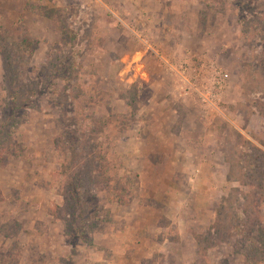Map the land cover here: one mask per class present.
Wrapping results in <instances>:
<instances>
[{
  "label": "rangeland",
  "instance_id": "rangeland-1",
  "mask_svg": "<svg viewBox=\"0 0 264 264\" xmlns=\"http://www.w3.org/2000/svg\"><path fill=\"white\" fill-rule=\"evenodd\" d=\"M0 264H264V0H0Z\"/></svg>",
  "mask_w": 264,
  "mask_h": 264
}]
</instances>
